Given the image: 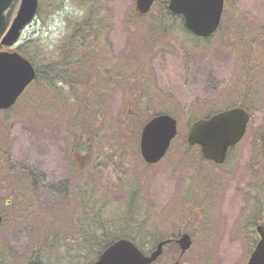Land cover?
I'll list each match as a JSON object with an SVG mask.
<instances>
[{
	"label": "rangeland",
	"instance_id": "374dc122",
	"mask_svg": "<svg viewBox=\"0 0 264 264\" xmlns=\"http://www.w3.org/2000/svg\"><path fill=\"white\" fill-rule=\"evenodd\" d=\"M168 1L156 0L142 16L136 0H40L19 45L33 43L47 76L44 66L57 58L45 50L60 42L68 77L48 86L43 76L0 111L1 264H64L51 244L60 236L78 244L81 186L109 240L126 235L150 251L163 238L191 235L183 258L171 246L154 264H247L259 239L255 226L264 223V0H226L220 29L205 39L168 15ZM20 3L8 11L11 20ZM92 7L98 33L79 55L71 50L72 26ZM237 104L251 115L247 133L225 165L210 164L187 143L192 117ZM158 113L178 120L179 136L149 165L140 131ZM21 170L31 188L18 194L12 176Z\"/></svg>",
	"mask_w": 264,
	"mask_h": 264
},
{
	"label": "water",
	"instance_id": "95a60500",
	"mask_svg": "<svg viewBox=\"0 0 264 264\" xmlns=\"http://www.w3.org/2000/svg\"><path fill=\"white\" fill-rule=\"evenodd\" d=\"M14 0H0V47H14L22 31L35 18L39 0H22L16 17L8 25L6 11ZM155 0H136L137 9L147 14ZM225 0H170L172 14L182 15L185 26L195 35L210 37L220 26ZM37 76L34 65L18 51L0 50V110L11 108ZM250 120L248 112L231 108L210 118L195 121L188 133L191 145H200L203 157L223 164L231 147L246 133ZM178 134V122L169 114H160L149 120L142 131L141 152L149 164L158 163L166 155L172 140ZM264 146V136H263ZM0 215V226L2 224ZM262 239L247 264H264V230L258 227ZM171 240L160 241L150 254L143 253L132 241L119 239L109 245L93 264H153L162 255ZM182 254L192 245L185 233L178 240ZM39 264V263H35Z\"/></svg>",
	"mask_w": 264,
	"mask_h": 264
},
{
	"label": "trees",
	"instance_id": "16d2710c",
	"mask_svg": "<svg viewBox=\"0 0 264 264\" xmlns=\"http://www.w3.org/2000/svg\"><path fill=\"white\" fill-rule=\"evenodd\" d=\"M92 3L94 0H91ZM167 3L164 4V10H166ZM94 8L92 7L91 10L88 11V13L83 17V21L81 22H75L73 23L74 31L73 34L76 35L77 38H74L73 41L75 44H78V46H81L84 41H89L90 38H88V35H92L93 32L98 33V31L93 30V28H98L99 23L95 25L92 20L89 18L93 17L94 15ZM168 15H171L168 13ZM164 30H168V25H163ZM32 43V42H31ZM31 47L27 43H23L18 47V50L26 56L37 68L38 71V81L41 80V78L44 76L42 67H38L34 61V52H31ZM81 49V48H80ZM46 54L53 52L56 55L57 60L49 62L46 64L45 70L47 76H44V82L48 84V86L52 85L53 83H60V80H65V78L68 76L63 70L60 68V42L53 51L46 49ZM243 106V104H241ZM244 107V106H243ZM212 114H206L204 117H209ZM24 171L21 170V173L14 171V175L12 176L14 185V191L22 189L27 190L28 188H31L29 184L23 183V180L25 177H27L26 174L23 173ZM12 174V173H11ZM35 187V186H34ZM82 187V186H81ZM77 187L75 188L76 195H79L81 198V201L85 204L82 205L84 211L82 214L84 215L83 223L80 225L79 230V242L75 245H67L63 244L62 240L63 238L60 236V242L52 243L51 247L56 248L58 251H60V263L64 262V264H74V260L77 258L86 259L85 262L79 263V264H92L93 261L101 254V252L111 243V241L108 239V233H110V230L107 226H104V224L99 221V211H96L95 207L92 206H86L87 201L85 200L86 197H92L90 192L83 193L82 194V188ZM18 194L20 192H17ZM25 193L22 195L24 196ZM20 198L21 196L18 195ZM135 201L134 199L130 201V208H132ZM131 214V212H129ZM125 237H128L124 235ZM142 249V248H141ZM144 252H147L148 250L142 249ZM33 262H39L38 259H34ZM1 264V263H0Z\"/></svg>",
	"mask_w": 264,
	"mask_h": 264
},
{
	"label": "flooded vegetation",
	"instance_id": "af4514ba",
	"mask_svg": "<svg viewBox=\"0 0 264 264\" xmlns=\"http://www.w3.org/2000/svg\"><path fill=\"white\" fill-rule=\"evenodd\" d=\"M74 35H72V37H73ZM257 222V221H256ZM255 222V223H256ZM254 223V224H255ZM256 225V224H255ZM258 226H262L263 228H264V223H259L258 225H256L255 227L257 228ZM255 231H256V229H255ZM257 233V232H256ZM257 235H258V233H257ZM179 238V236H177V237H173L172 238V242H170L169 244H168V246H176L177 248H180L179 247V244H178V241H177V239ZM258 238H259V235H258ZM132 240V239H131ZM259 240L260 239H258V241H257V243H256V245L258 244V242H259Z\"/></svg>",
	"mask_w": 264,
	"mask_h": 264
}]
</instances>
